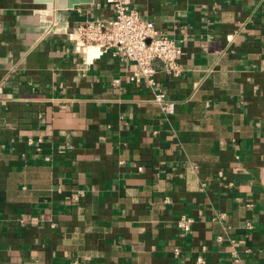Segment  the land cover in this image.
I'll return each mask as SVG.
<instances>
[{"label":"crops","instance_id":"1","mask_svg":"<svg viewBox=\"0 0 264 264\" xmlns=\"http://www.w3.org/2000/svg\"><path fill=\"white\" fill-rule=\"evenodd\" d=\"M62 3L0 0V264H264V0H133L181 47L167 116L68 37L111 6Z\"/></svg>","mask_w":264,"mask_h":264},{"label":"built area","instance_id":"2","mask_svg":"<svg viewBox=\"0 0 264 264\" xmlns=\"http://www.w3.org/2000/svg\"><path fill=\"white\" fill-rule=\"evenodd\" d=\"M111 6L112 17L104 24L98 20H88L76 27L68 37L75 42L77 51H86L91 48L97 50L96 55L108 49L122 60L135 64V70L129 76L130 81L145 83L152 89L153 102L165 116L174 112L175 102L166 96L164 90L156 84L154 74L164 71L171 77L180 73L177 61L181 54V47L176 41L163 33H159L152 21L142 18L133 6V0H105ZM119 80L114 79V83ZM29 144L34 145V139L27 138ZM140 169V168H139ZM222 175V172H218ZM204 183L202 184V186ZM232 186V181H228ZM224 217L219 213L216 218ZM177 226L184 232L191 230L192 220L182 217ZM204 247H202L203 250ZM180 249L173 248L174 256H178ZM203 261L202 253L196 256V262Z\"/></svg>","mask_w":264,"mask_h":264},{"label":"water","instance_id":"3","mask_svg":"<svg viewBox=\"0 0 264 264\" xmlns=\"http://www.w3.org/2000/svg\"><path fill=\"white\" fill-rule=\"evenodd\" d=\"M37 1H40V2H52L53 0H37ZM54 6L56 8H62V7H65V5L62 3V0H54ZM35 16L33 17L32 21L33 22H38V21H41V20H49L51 19V11H41V10H38L35 14Z\"/></svg>","mask_w":264,"mask_h":264},{"label":"bare ground","instance_id":"4","mask_svg":"<svg viewBox=\"0 0 264 264\" xmlns=\"http://www.w3.org/2000/svg\"><path fill=\"white\" fill-rule=\"evenodd\" d=\"M92 52V51H91ZM91 52H89L90 54H92Z\"/></svg>","mask_w":264,"mask_h":264}]
</instances>
